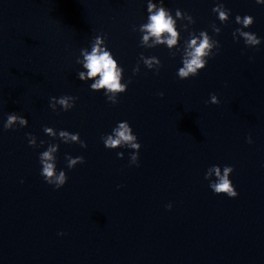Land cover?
Returning a JSON list of instances; mask_svg holds the SVG:
<instances>
[{
  "label": "clouds",
  "instance_id": "1",
  "mask_svg": "<svg viewBox=\"0 0 264 264\" xmlns=\"http://www.w3.org/2000/svg\"><path fill=\"white\" fill-rule=\"evenodd\" d=\"M257 4H264V0H255ZM147 11L149 13L147 23L140 26L139 31L143 34L141 40V46L147 48H153L156 45H166L168 49H173L178 44V37L180 33L177 31V19L187 20L190 24L195 21L193 18L185 13H182L179 9L175 12V18L168 9L163 6V0L159 6L153 3L152 0H148ZM214 13L218 14V19L224 23L229 19L230 10L226 9L222 3L218 4L212 9ZM236 23L242 25V28H237L234 33V39L242 37L245 44L248 46H257L261 43V40L251 32L244 31V28H249L254 23V18L250 15L241 17L236 16ZM188 25H184L187 30ZM135 30V28L133 29ZM214 33L219 34L220 28L212 25ZM152 39V44H149V40ZM219 42L213 40L209 36L207 31H201L199 36L194 33L190 34V39L186 41V46L183 50L182 64L183 66L178 70V77L180 79H187L191 76L199 74L200 70L204 69L207 65L208 58L215 55L213 48L219 50ZM83 60L77 59L78 64H82L83 68L87 72H79L78 78L81 81H87L93 79L94 82L90 85L91 90L100 91L104 90V94L108 101L116 104L118 101L116 97L124 93L127 90L128 85L122 83L123 69L119 66L118 62L114 59L112 53L105 47V40L102 36H97L92 43L91 51L87 49H81L80 53ZM140 60L148 69L154 67L159 68L160 61L156 57H145L143 54L140 56ZM139 64L133 70L134 73L139 72ZM98 77V79H96ZM131 81H129L130 83ZM163 96V93H160ZM76 97L62 96L59 99L52 97L50 100V107L53 111L56 110V104H59L64 111H68L74 107ZM210 103L219 104V99L215 94H211ZM19 122L21 126L28 124L26 118L19 116L15 113L9 114L7 121L4 124V128L12 129L13 126ZM44 132L53 138H59L64 143H79L81 147H87L86 143L80 139L79 133H70L68 131L61 130L59 133L53 130L51 127H44ZM101 139L106 148L116 149L127 147L134 150L130 156V163L137 164L139 159V150L141 145L137 142V136L133 134L130 125L127 122H120L118 126L113 129L112 134L102 136ZM28 141L31 147L37 146L36 137L28 134ZM251 143V139L248 141ZM43 145L44 141H40ZM58 144H49L46 151L40 154V163L42 165L41 175L49 185H54L56 189L61 188L67 182L66 173L61 170L57 173L56 170V153L58 151ZM123 152H118L117 156L123 158ZM67 167L69 169L74 168L77 164L84 163L82 156L73 158L70 155H66ZM233 172L231 166H224L223 170L217 165L210 167L205 174V179L214 175L215 180H210L209 187L217 194H224L228 197H236L238 195L232 181L230 180V174ZM171 209V204L167 205ZM63 235V233H61Z\"/></svg>",
  "mask_w": 264,
  "mask_h": 264
}]
</instances>
